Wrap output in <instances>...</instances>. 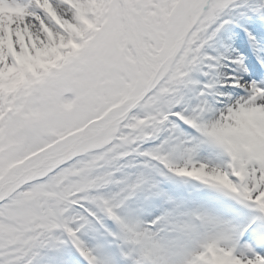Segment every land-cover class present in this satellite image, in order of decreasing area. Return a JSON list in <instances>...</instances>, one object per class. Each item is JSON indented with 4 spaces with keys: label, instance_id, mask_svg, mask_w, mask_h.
I'll list each match as a JSON object with an SVG mask.
<instances>
[{
    "label": "snow or ice",
    "instance_id": "snow-or-ice-1",
    "mask_svg": "<svg viewBox=\"0 0 264 264\" xmlns=\"http://www.w3.org/2000/svg\"><path fill=\"white\" fill-rule=\"evenodd\" d=\"M237 20L264 0H0V264H264V79L186 102Z\"/></svg>",
    "mask_w": 264,
    "mask_h": 264
},
{
    "label": "bare ground",
    "instance_id": "bare-ground-1",
    "mask_svg": "<svg viewBox=\"0 0 264 264\" xmlns=\"http://www.w3.org/2000/svg\"><path fill=\"white\" fill-rule=\"evenodd\" d=\"M250 2V1H249ZM251 3V2H250ZM249 31L252 37L250 38L253 43V48L256 49L257 45H260L258 49H261L260 59L264 60V30L256 28L251 23H246L244 20H237L236 22L227 25L218 35L216 40L212 43L208 52L210 56L218 57L216 63H222V61L226 58H229L234 53H236V49H243V51L247 52L246 47L244 46V41L242 35ZM248 32V33H249ZM264 63V62H263ZM224 64V63H223ZM223 64H220L218 67L208 68L205 67L203 72L194 73V80L198 81L199 84L195 87L189 88L186 90V102L191 103L196 98V89L199 85H201V80L205 77L209 76V70L214 68V73L217 74L215 81H223L225 79V69ZM246 69V68H245ZM249 71V70H248ZM206 73V74H205ZM264 79V77H262ZM210 83L209 81L207 84ZM203 85V84H202ZM228 89L220 88V91H227ZM72 264L74 260L71 261Z\"/></svg>",
    "mask_w": 264,
    "mask_h": 264
},
{
    "label": "rangeland",
    "instance_id": "rangeland-1",
    "mask_svg": "<svg viewBox=\"0 0 264 264\" xmlns=\"http://www.w3.org/2000/svg\"><path fill=\"white\" fill-rule=\"evenodd\" d=\"M251 3H260L261 0H249ZM249 31H247V33L242 35L243 41H244V46L247 48V50H249V56L246 55L245 51H243V49H236V53H234L232 56H230L229 58H226L222 61V63H216L213 62L216 66L218 67L220 64H223L224 69H225V79L226 80L228 78L229 75H236V76H242L245 79L251 77L253 79L256 78H260L257 75H254L252 73H249L248 71L244 72V69H248V68H253V66H257L260 68V66L258 65V58H257V54L255 53V49L253 48V43L252 40H250V36H249ZM221 33V32H220ZM219 33V35H220ZM218 37V36H217ZM258 47H260V45L256 46V50L260 52L261 49H258ZM261 53V52H260ZM261 55V54H260ZM264 56V55H263ZM237 58H241L243 61V65H239L236 63H233V61ZM262 61L264 62V60L262 59ZM264 69V65L263 68ZM217 74L214 73V68L209 70V76L203 78L200 82L201 85H207V82L209 81L210 83L215 81ZM262 78V77H261ZM199 87L200 85L197 87L196 89V94L199 91ZM69 260L72 261L74 260L75 264H85V261L83 260L82 257L79 256L78 253L75 252L74 249H70V248H65L62 252H56L53 251L50 248H44L40 250V255L36 258V261L34 262V264H64V261ZM72 264V262H71Z\"/></svg>",
    "mask_w": 264,
    "mask_h": 264
}]
</instances>
